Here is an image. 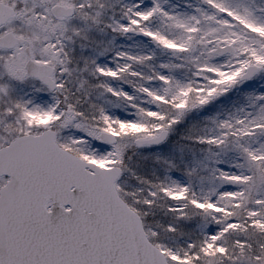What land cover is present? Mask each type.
I'll use <instances>...</instances> for the list:
<instances>
[{"label": "snow or ice", "instance_id": "1", "mask_svg": "<svg viewBox=\"0 0 264 264\" xmlns=\"http://www.w3.org/2000/svg\"><path fill=\"white\" fill-rule=\"evenodd\" d=\"M0 264H264V0H0Z\"/></svg>", "mask_w": 264, "mask_h": 264}]
</instances>
